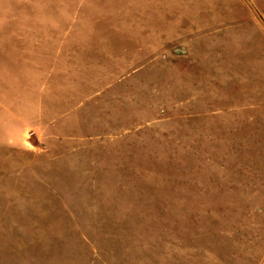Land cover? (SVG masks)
I'll use <instances>...</instances> for the list:
<instances>
[{
    "label": "rangeland",
    "instance_id": "374dc122",
    "mask_svg": "<svg viewBox=\"0 0 264 264\" xmlns=\"http://www.w3.org/2000/svg\"><path fill=\"white\" fill-rule=\"evenodd\" d=\"M0 264H264V0H0Z\"/></svg>",
    "mask_w": 264,
    "mask_h": 264
},
{
    "label": "crops",
    "instance_id": "0c3cea01",
    "mask_svg": "<svg viewBox=\"0 0 264 264\" xmlns=\"http://www.w3.org/2000/svg\"><path fill=\"white\" fill-rule=\"evenodd\" d=\"M168 28H169V31L165 34V36H162L160 39H153L151 41H142V40H138L137 41V49L138 50H142L143 52H150V53H153L155 52L156 50H160V48L162 47V45H166L168 43H172L175 39H176V36H174L175 34V31L173 30L171 32L170 30V23L167 25ZM175 27V25H173ZM136 49V48H135ZM44 109V106L40 103L39 106L37 105V107H35L34 109H30V108H26L24 109L25 111V114L26 112L30 113L28 119L32 120L31 117L35 116L37 117L38 119H40L39 123L43 122V119L45 120L44 118V115L46 114L45 113V109ZM46 121V120H45ZM19 122V125L21 127H24V125H26L27 122H29L28 120H24V121H21V119L18 121ZM5 129V128H4Z\"/></svg>",
    "mask_w": 264,
    "mask_h": 264
},
{
    "label": "built area",
    "instance_id": "2783aa9c",
    "mask_svg": "<svg viewBox=\"0 0 264 264\" xmlns=\"http://www.w3.org/2000/svg\"><path fill=\"white\" fill-rule=\"evenodd\" d=\"M32 135V134H31Z\"/></svg>",
    "mask_w": 264,
    "mask_h": 264
}]
</instances>
